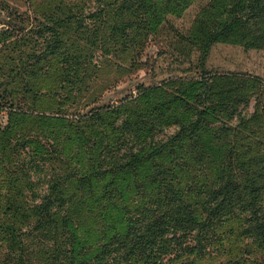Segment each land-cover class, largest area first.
<instances>
[{"label": "rangeland", "instance_id": "1", "mask_svg": "<svg viewBox=\"0 0 264 264\" xmlns=\"http://www.w3.org/2000/svg\"><path fill=\"white\" fill-rule=\"evenodd\" d=\"M120 1L0 0V100L10 99L30 113L27 123L12 127V139L32 133L37 115L66 120L51 128L54 138L43 143L46 150L25 157L17 146L13 155L6 152L9 159L1 161L0 264L18 259L24 264H64L70 258L89 264L101 254L102 264H153V254L158 258L155 264H264V234L257 236L249 212L239 206L223 210L212 225L198 226L211 209L203 206L210 202L204 193L214 188L228 154L238 166L251 167L261 187L256 208L264 232V47H249L244 38H228L203 51L205 36H195L193 30L216 32L220 20L226 19L229 0H179L177 6L153 14L131 0L120 14ZM155 4L161 8L163 3ZM70 18L71 25L66 22ZM43 26L58 29L59 44L72 53L67 59L71 77L64 91L52 69L44 74L30 72L25 85L21 80L26 53L32 52L36 40L40 43ZM50 65L59 68L56 60ZM189 88V98L184 97ZM173 101L176 110L168 108ZM214 105L215 110L207 109L199 120L196 151L188 139L192 133L181 127ZM96 108L103 109L75 124ZM123 118L131 122L118 136ZM5 124L6 111L0 110V142L2 138L6 142ZM62 124L70 126L64 129ZM109 125L113 129H107ZM81 131L83 142L72 143L69 133ZM177 135L183 140L173 150L175 158L166 148L158 160L180 170L173 185L182 189L188 202L181 208L180 224L173 221L176 201L161 206L147 201L142 189L131 190L143 181L140 176L138 181L109 178L114 171L112 157L145 156ZM97 167L107 175L103 180L112 186L110 192L102 194L101 184L90 182L91 190L78 181L81 172ZM140 167L134 174L144 173L150 164ZM55 181L58 186L50 192ZM146 185L153 190V185ZM46 197H50L46 208L50 222L39 226L35 214H46L37 208ZM166 212L171 220L154 227L148 246L138 245L122 259L130 241L116 246L114 240L115 235L127 233L126 215L140 220L137 228H145L153 219L164 220ZM190 251L194 254H187Z\"/></svg>", "mask_w": 264, "mask_h": 264}, {"label": "trees", "instance_id": "2", "mask_svg": "<svg viewBox=\"0 0 264 264\" xmlns=\"http://www.w3.org/2000/svg\"><path fill=\"white\" fill-rule=\"evenodd\" d=\"M119 0H115L117 2ZM128 0H121V7H118V11L120 14L124 11V4ZM133 1L134 5L138 7L145 6V9H150V14L153 13H159L166 10H169L171 6H177L179 0H131ZM159 1L160 4H162L161 8L158 7V4H155V2ZM160 6V5H159ZM214 8V7H213ZM130 10H134V7L130 6ZM227 14L226 19L224 21L220 20V23L218 27H220L216 32L212 33H206L202 32L201 29H194V35L195 36H205L203 38V44L201 45V48L203 51H207L209 46L216 43V42H222L223 40H226L228 38H244L247 39L246 45L253 48H258L259 46L264 47V0H229L228 5L226 6ZM73 18H70L66 20V22H69V25L73 24L71 21ZM160 21V19H159ZM64 24L63 22L58 23L55 26H61ZM239 24V27H238ZM10 25V24H9ZM68 25V26H69ZM30 27V25H29ZM9 28L8 26L6 27ZM56 29V28H55ZM53 27H46L43 26L42 34L40 35L39 39L41 38L40 43L38 40H36V45L33 47L34 49L32 52L26 53V64L27 67L25 68V76L23 79H21L23 84L25 85L28 81L30 72H36L38 71L39 74L44 73H50L48 69H52V74H54L57 77V84L59 85V89L61 91H64L65 83L68 82V79L71 77L69 72L71 70V67L68 65L67 59H70L69 54L64 46H61L58 42L57 37V30H55ZM111 30H113L110 27ZM125 28H123V31ZM242 30V31H240ZM57 37V38H56ZM194 42V39H193ZM38 44V45H37ZM200 47V45H198ZM69 51V50H68ZM57 61L59 63V68L57 70L53 68L50 65V61ZM49 61V62H48ZM31 62V64H30ZM45 62H48L49 65L44 66ZM33 63V64H32ZM47 63V64H48ZM40 66V67H38ZM37 67V69H35ZM29 70V71H27ZM47 70V72L45 71ZM36 74L34 73L33 77ZM67 79V80H66ZM20 81V80H19ZM23 85V86H24ZM190 88L184 91L183 95L184 97L189 98ZM229 90L226 91L224 95L229 94ZM180 96V95H179ZM1 97V95H0ZM12 98V97H11ZM3 99V98H2ZM176 101V100H175ZM175 101L170 102L171 105H169L168 108H173L176 110V105H173ZM0 110L6 111V124L2 128L3 137L5 136L6 142L4 141V138H2V141L0 142V164L1 161H3L6 157L8 158V154L11 151V155H13V148L20 147V150L22 153L27 154L24 155L25 157L34 153L39 152L42 149H45L44 142L47 141L51 136L52 129L61 125V121L66 122L65 119L61 117H46L44 115H37L34 117V123L31 129L33 131L32 133H27L26 137H23L22 139H12V132L11 129L15 125L17 127L23 126L25 123H27L30 120V113L27 110L18 109L15 107L13 102L9 99L8 103L5 100H0ZM2 108V109H1ZM216 105L213 107H205L201 111H199L198 115L196 116L195 120L191 123H188L187 125H183L182 130L188 131L192 133L191 139L192 145L196 146L195 149H197V143L199 142V138L196 141V134L198 132V125L199 120L203 118L205 113H207V109H214L215 110ZM103 108H96L93 110L91 115H86V118H83V121H75V124H80L81 122H85L90 117H93L96 113L102 111ZM262 113V111H260ZM125 118V117H124ZM122 126L117 129L118 136H122L124 132V127L127 123H130L131 120H124ZM60 120V122L58 120ZM81 119V118H80ZM77 122V123H76ZM70 125L74 124L72 122H68ZM70 125H63L62 127L65 129L66 127ZM110 126V125H109ZM77 129V128H76ZM107 129H113L112 126L107 127ZM6 131V132H5ZM82 132V131H81ZM85 133H69V137L73 142L72 143H78L83 142V139H80L81 135H84ZM240 134V133H238ZM243 134V133H242ZM29 136H36L33 139V137ZM130 136V133H129ZM183 138L179 135L171 137L167 140V142L156 145L155 148L151 149L150 152H148L145 156L143 153H131L130 156H115L112 157V164L111 167L114 168V171L111 173V176L109 178H112L113 176L117 175L121 177V180H126L128 177H130L131 181L136 179L138 181V178L136 176H140L143 181L137 183L135 186L131 188V190H135L137 192L138 190L142 193H145V198L147 201H154L158 204H161V206H168L172 204L174 201H176L175 208L178 210L177 217L173 220L175 223L180 224L184 220V215L180 212L181 208L186 206L185 204H188V202L184 199V195L187 196L185 193H183L182 189L179 187H176L173 185V182H176L178 180V176H180V170H176L178 166L175 164L172 167L168 168L164 166V164L158 160L159 157L162 156L164 153V150L166 148H170L169 154L172 157L173 156V150L176 148L177 144H182ZM15 142V145L13 142ZM233 143V141H232ZM84 145V144H83ZM46 150V149H45ZM6 152L8 154L6 155ZM243 152V150H242ZM111 154V153H110ZM109 155V154H108ZM9 159V158H8ZM100 162V160H97L95 163ZM145 164H150V168H146L144 173H136L137 169L144 168ZM169 164H171V161H169ZM242 165H237L233 163V159L226 155V159L223 160L221 163L222 170L219 172V174L216 177V182L213 184V189L209 190L208 193H204V196L206 198L210 199V202H208V205H205L203 203L204 207H210L207 216L203 219L202 222L198 224V226L203 227L204 223L207 225H212L213 221L219 220L221 216V212L223 210L232 211L233 208L238 207L241 209L244 213L249 212V218L251 220L249 223L251 224L252 230H255V233L260 238L263 236V224L261 223V219L258 213V210L256 208L257 201L259 197V189L261 187L258 186V183L255 182L253 179L251 172L253 171L251 167L245 166L244 163H241ZM181 168V167H179ZM220 167L218 168V170ZM103 169L101 167H97L95 170L88 171V169L82 175H78V181L81 184H87L89 187L92 188L91 183L95 184H101L98 188L100 191H103V193L108 192L109 189H111L112 186L109 187V185H106L104 183L103 178H105L107 175L102 174ZM134 174V175H133ZM132 175V176H131ZM108 178V179H109ZM145 181V182H144ZM91 182V183H90ZM146 184L153 185V190H150ZM58 186V181H55V183L51 186L50 192L53 188ZM110 192V191H109ZM241 197L246 198V200L241 199ZM50 204V197H46L42 204L40 206H37V208H41L42 212L46 210V208ZM202 206V205H200ZM124 211L128 209L127 207L123 206ZM46 214L38 213L35 216L37 217V220L35 221L37 225H41L44 223L50 222V212L49 210L45 211ZM164 220L159 219H153L151 223L147 225L145 228H137L136 221L139 222L140 220L132 218L128 215H126V222H127V233L126 235H115V245L120 246L125 244V240L130 241V244L127 246V251L122 255V259H126V255L130 253H134V250L138 247V245H143V247H147L150 241L147 239L149 237L155 226H161L165 224L167 221L171 220V217L169 216V212H166ZM232 216H235L234 213H231ZM104 217V213H103ZM42 222L43 219H46ZM151 227V228H150ZM143 229V230H142ZM8 230V229H7ZM12 232V231H11ZM130 249V250H129ZM133 249V251L131 250ZM132 251V252H131ZM193 252V251H190ZM189 255L194 254L191 253ZM154 256V263L155 264L158 261L157 255L153 254ZM10 259V258H9ZM138 260V258L136 259ZM13 261V258H11V262ZM105 261V256L101 254L99 257L92 258L89 262V264H102ZM131 261H135L134 259H131ZM13 264V263H11ZM14 264H24L21 259L15 260ZM64 264H77L74 260L67 259ZM81 264V263H79Z\"/></svg>", "mask_w": 264, "mask_h": 264}]
</instances>
